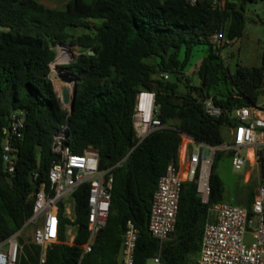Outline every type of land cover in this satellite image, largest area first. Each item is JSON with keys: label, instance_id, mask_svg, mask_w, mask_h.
<instances>
[{"label": "trees", "instance_id": "1", "mask_svg": "<svg viewBox=\"0 0 264 264\" xmlns=\"http://www.w3.org/2000/svg\"><path fill=\"white\" fill-rule=\"evenodd\" d=\"M225 1L222 10H212L207 1L190 5L186 0H68L61 9L39 0H0V239L31 218L34 195L49 186L48 173L58 158L54 137L64 133L62 146L72 154L95 151L100 169L121 163L112 171L109 214L91 251L83 254L81 248L88 238L87 185H81L73 194V221L60 205L59 242L46 248L44 264H117L127 221L138 229L134 264H146L158 253L163 264H192L208 208L222 201L224 185L216 168L224 152L216 153L210 170L208 204L200 201L195 180L183 182L174 231L161 245L147 228L157 181L170 162L177 163L181 134L220 146V127L236 124L233 111L256 107L264 93V52L260 66L236 65L234 72L221 57V50L242 36V5L257 0ZM72 28L87 33L73 37ZM218 30L228 43L216 49L209 38ZM67 42L81 48L74 60L58 66L76 86L72 111L62 105L49 78L54 47ZM200 46L205 55L192 72L198 78L194 85L186 72ZM164 73L167 80L159 76ZM140 90L155 94L157 118L165 128L137 144L132 117ZM208 99L220 116L205 113L202 101ZM15 111L25 112V122L22 137L13 143L16 161L9 174L2 142ZM258 165L264 183V158ZM253 198L250 192L249 215ZM70 225L75 236L67 244ZM39 254V246L26 243L18 264H38Z\"/></svg>", "mask_w": 264, "mask_h": 264}, {"label": "built area", "instance_id": "2", "mask_svg": "<svg viewBox=\"0 0 264 264\" xmlns=\"http://www.w3.org/2000/svg\"><path fill=\"white\" fill-rule=\"evenodd\" d=\"M190 5L207 1L212 10H222L225 0H186ZM214 48L228 43L222 31H215L209 38ZM164 80L168 74H160ZM61 99V97H60ZM155 94L140 90L135 97L133 128L137 144L153 132L165 128L157 118L154 105ZM205 113L212 117L221 114L219 107L208 99L202 101ZM236 124L231 128L230 140L220 146L206 145L181 134L177 163L170 162L157 181L152 196L147 228L150 235L161 245L174 231L180 191L183 182L196 181L200 201L208 204L209 175L217 152L230 155L232 166L241 170L249 159L264 158V106L241 107L233 111ZM25 112L15 111L9 117L4 129L2 161L6 173H13L16 149L13 143L23 135ZM64 133L54 137V151L58 158L52 162L48 177L49 186L39 189L34 195L33 213L27 223L16 233L0 239V264H18L22 252L19 237L24 227L38 223L33 230L32 243L40 247L38 264H44L46 248L59 242V208L67 211L66 197L73 198L74 192L87 185V241L81 245L83 254L91 251V246L105 226L113 188V169L99 168L98 154L86 150L83 154H72L62 146ZM247 149V155L240 151ZM69 213V214H68ZM138 229L127 221L117 254V264H134V253ZM198 264H264V183H258L251 205V215L242 206L218 201L209 206L204 222ZM146 264H163L159 253Z\"/></svg>", "mask_w": 264, "mask_h": 264}, {"label": "rangeland", "instance_id": "3", "mask_svg": "<svg viewBox=\"0 0 264 264\" xmlns=\"http://www.w3.org/2000/svg\"><path fill=\"white\" fill-rule=\"evenodd\" d=\"M68 0H39V3L48 7L61 9L65 6ZM245 16V24L242 36L224 49L221 50V57L231 72H234L236 65L247 67H258L261 65L262 52H264V0H257L256 2H247L242 5ZM94 24V22H90ZM69 33L73 37L87 33L83 28H72ZM69 47L56 46L54 51L56 54L57 65L51 64V72L49 75L52 81L55 92L58 97H61V89L67 86L70 90L73 86V77L64 69H59L58 66L65 65L66 61H71L78 56L81 48L65 44ZM205 55V48L200 46L193 50L191 62L192 66L187 70L186 75H191L193 84H198V78L192 72L196 71L197 64ZM179 90L183 91V87L179 86ZM264 97V94L261 95ZM231 128L228 125L220 127V133L223 142L230 140ZM242 156L247 155V149L240 151ZM216 172L223 181L224 191L222 201L234 204L236 206L245 207L250 192H256V187L261 180L258 161L255 159L252 163H248L241 170H236L232 166V160L229 154L224 153L219 160ZM66 200L72 204L71 196L66 197ZM67 206L68 203L66 202ZM38 226V223H33L24 227L20 237L23 238V243H32L33 230ZM75 226H68L67 230L70 233H75ZM197 263V257H194L192 264Z\"/></svg>", "mask_w": 264, "mask_h": 264}, {"label": "water", "instance_id": "4", "mask_svg": "<svg viewBox=\"0 0 264 264\" xmlns=\"http://www.w3.org/2000/svg\"><path fill=\"white\" fill-rule=\"evenodd\" d=\"M57 46H64V47H69L66 46L65 44H59ZM89 55H93L94 52L89 51L88 52ZM72 60H74V57L72 58ZM71 60V61H72ZM56 61V57L54 58L53 62L51 63L52 65H57V63H55ZM71 61H66L65 63L68 64ZM51 67V65H50ZM61 103L64 107L66 108H70V111H72L74 103H75V99H76V86L75 84H73L72 89L70 90L66 85L62 87L61 89Z\"/></svg>", "mask_w": 264, "mask_h": 264}, {"label": "crops", "instance_id": "5", "mask_svg": "<svg viewBox=\"0 0 264 264\" xmlns=\"http://www.w3.org/2000/svg\"><path fill=\"white\" fill-rule=\"evenodd\" d=\"M262 94H264V93H262ZM262 104H264V97L261 96L260 99H259L258 105H262ZM230 136H231V131H230ZM252 162H253V160L249 159L248 163H252ZM66 202L68 203L67 211H70V214L68 213L69 215H64V216L66 218H68L70 221H73V219H74V215H73L74 199H73L72 204H70L68 200H66ZM64 214H66V213H64ZM74 236H75V233H70L69 230H67V232H66V243L67 244H71L73 239H74ZM197 259H198V257H197Z\"/></svg>", "mask_w": 264, "mask_h": 264}]
</instances>
